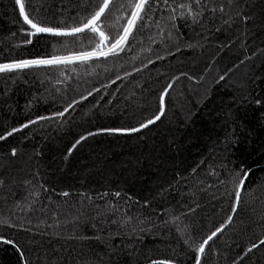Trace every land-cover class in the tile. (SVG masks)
<instances>
[{
  "label": "trees",
  "instance_id": "1",
  "mask_svg": "<svg viewBox=\"0 0 264 264\" xmlns=\"http://www.w3.org/2000/svg\"><path fill=\"white\" fill-rule=\"evenodd\" d=\"M28 2L39 6L40 17L52 24L63 20L70 25L84 14L85 0ZM240 7L252 17L246 36L239 26L203 39L196 35L199 29L182 26V51L169 56L153 44L154 52L166 56L154 65L148 63L156 56L148 51L146 40L119 59L91 61L87 67L0 73V135L79 101L63 117L29 125L0 140V180L4 181L0 219L16 225L0 224V235L16 241L32 264H149L158 257L193 264L191 251L167 213H188L186 222L199 242L232 214L233 200L220 180L243 168L250 173L249 191L242 193L233 223L209 242L203 264H264V246L245 255L252 243L264 239V0H241ZM22 28L27 26L14 0H0V63L51 55L53 44L60 54L66 53L61 48L65 43L68 50L80 48L71 38H33V44L25 45L28 37ZM233 40L231 47H218ZM188 43L196 46L188 48ZM245 55L252 59L240 64ZM225 72H229L226 80L216 83ZM174 77L179 79L166 97L161 120L132 134L100 132L138 127L158 110L159 94ZM256 99L262 103L257 105ZM88 132L98 134L69 155L72 145ZM213 170L216 175L210 174ZM37 172L39 184L50 191L34 197L35 207L48 208L47 215L17 207L19 203L23 208V197L32 187L24 181L33 180ZM64 191L70 196L59 195ZM116 191L121 192L118 201L111 195L100 199V194ZM79 193L91 197V202L82 201ZM106 201L115 203L119 211L104 220L97 211L105 210ZM145 201L150 207H143ZM189 208L195 212L189 213ZM81 211L87 216L77 220ZM125 213L133 218L127 226L121 223ZM41 218L53 227L37 228ZM133 227L145 231L133 233ZM0 264H23L15 246L0 242Z\"/></svg>",
  "mask_w": 264,
  "mask_h": 264
},
{
  "label": "snow or ice",
  "instance_id": "2",
  "mask_svg": "<svg viewBox=\"0 0 264 264\" xmlns=\"http://www.w3.org/2000/svg\"><path fill=\"white\" fill-rule=\"evenodd\" d=\"M241 0H85L83 5L84 14L79 18H73V23L68 24L61 20L56 24H52L40 17V7L31 5L28 0H14L16 8H18V15L22 19L23 25L27 26V29H23L28 37L24 40L25 45L33 44V38L39 40L41 38H71L75 43L80 45L79 50H68V44L61 45V48L66 50L65 54H60V48H57L55 44L52 45L53 53L51 55H37L32 58L15 59L7 63H0V73L10 74L19 73L24 70L37 69V68H57L59 66L67 65H84L87 67L91 61L106 62L109 58L119 59L122 53L131 51L136 45H143L147 40L149 43V52H154L151 45L155 44L158 47L162 46L163 50L169 56H174L177 52L182 51L180 45V39L182 33L180 28L182 26L190 27L196 32L198 37L208 39L210 34L220 33L224 29H232L233 27L243 26L245 29L244 35H247L248 22L252 19L243 8L240 7ZM155 28L153 34L152 28ZM239 39V37H237ZM85 40L87 43H85ZM135 42V43H134ZM199 43V41H197ZM231 41L228 44H220L218 47H231ZM19 46V45H17ZM196 45L188 43L187 47L192 48ZM175 48V52H173ZM156 59H148L149 64H155L158 60L166 59V56L160 55L159 52H154ZM255 55V54H253ZM251 56L245 55L244 59L240 61V64H244L245 61L251 60ZM147 65H145L146 67ZM236 67H239L237 65ZM76 71L75 68L72 69ZM140 71V69H136ZM232 69H229L231 72ZM229 72H225L220 75L216 83L225 81ZM125 75H131L125 73ZM186 75V74H182ZM117 79H120L118 76ZM179 77H174L172 82L168 83L160 92L158 97V110L151 116L144 119L139 123L138 127L130 128H106L101 129L100 132H107L109 134H132L140 132L143 129L148 128L150 125L155 124L157 121L165 115L166 111V97L170 95V91L173 90L174 84ZM192 79V77H189ZM115 81H113L114 83ZM98 91V89L96 90ZM92 92H88V96H91ZM81 99H87L86 96H82ZM79 101L73 100L67 104L62 111L54 112L51 116H37L34 120H29L23 124L21 128H12L6 133V135H0V140H6L7 137L12 136L14 133L21 131L23 128L29 127V125L36 124L40 121H50L56 117H63L74 105ZM255 103L260 105L261 99H256ZM98 133L88 132L87 135H81L80 138L72 145V148L68 150V154L71 155L72 151L81 142L86 141L88 137L97 135ZM17 155V149L11 150V156ZM197 169H192V175L195 177ZM212 175H216L215 171H211ZM249 171L240 168L234 169L230 172L229 177L226 180H220V183L225 185L226 195L232 198L233 203L231 205V215H228L227 219L221 223L215 230L211 231L206 237H201L197 242L196 234L190 231L191 226L186 222L188 213H180L175 215L168 212V215L172 216V226L176 228L183 238L184 244L191 251V259L193 264H203L206 250L210 248V241H214V238H218V234H222L226 227L233 223L234 216L237 214V209L242 203V193L249 191L247 188V182L249 178ZM39 173L37 172L33 177V180H25V185H31V189H27V195L23 197L24 205L18 203L17 207L21 211L26 208L29 213L39 212L43 215H47L49 209L41 205L40 208H36L35 204L37 199L42 193L50 191L43 184H39L37 178ZM33 181H36L34 184ZM4 184L3 180H0V186ZM38 184V187H37ZM231 184V189L227 188V185ZM211 187V185H209ZM254 191V190H252ZM63 197H69L70 193L64 191L59 193ZM82 201L87 199L91 202V197H88L85 193L78 194ZM113 196L118 201L121 198V192L116 191L114 193L100 194V199H104L108 196ZM50 199L49 197H45ZM130 201L131 197H127ZM98 207V206H97ZM143 207H150L148 201H145ZM197 207L199 205L197 204ZM119 209L115 203L106 201V208L103 212L97 211V217L107 220L108 214H115ZM167 211V210H166ZM189 213H194L195 208H189ZM58 213H54L53 216L58 218ZM80 215L87 216L86 212L81 211L76 219H79ZM126 219L121 223L124 226L131 223L133 218L124 214ZM184 217V219H181ZM262 223H264V216L261 217ZM31 223V221H28ZM112 223H117L113 220ZM138 224H142V221L137 220ZM168 223V221H165ZM0 224L6 225L8 228L16 227L15 224L9 223L8 220L0 219ZM40 224H46L47 227H53L52 224H47L42 218L38 220L36 225L39 228ZM95 227V225H93ZM143 232V227L132 228V232ZM87 239L88 237H83ZM96 239H101L100 236H96ZM0 242L4 244H11L16 247L20 252V257L23 260V264H32L29 257L22 251L18 243L12 239H7L3 235H0ZM264 246V239H260L259 243H252L251 247L247 248L245 255L258 250ZM40 260V257H37ZM149 264H176L175 259L170 257H158L151 258Z\"/></svg>",
  "mask_w": 264,
  "mask_h": 264
}]
</instances>
